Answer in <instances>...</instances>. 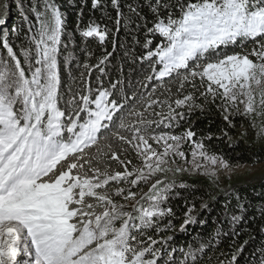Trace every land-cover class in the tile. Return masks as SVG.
Returning a JSON list of instances; mask_svg holds the SVG:
<instances>
[{
    "label": "snow or ice",
    "instance_id": "obj_1",
    "mask_svg": "<svg viewBox=\"0 0 264 264\" xmlns=\"http://www.w3.org/2000/svg\"><path fill=\"white\" fill-rule=\"evenodd\" d=\"M91 2L93 8L99 4ZM147 3L154 16L148 33L162 40L140 58L152 62L140 87L147 91L148 83H155L146 96L137 90L131 96L125 93L122 100L113 98L120 81L111 89L101 85L96 93L91 87L85 92L71 85L66 93L61 91L60 57L67 45L61 48L63 18L54 0H34L29 11L35 22L23 16L27 31L19 44L15 41L22 30L6 26L10 5L0 4V48L6 52L0 54V264H201L203 254L219 247L222 238L230 239L229 248L235 246L249 231V220L256 219H244L245 203L239 193L230 192L237 201L233 212L238 211L229 216L230 230L217 229L198 247L189 243L177 248L169 243L173 236L157 239L150 234L174 228L173 209L163 205L175 181L157 179L147 192L135 189L157 174L173 172L170 165L177 158L192 168L177 166L174 175L205 169L202 174L211 177L217 168L231 167L206 148L204 140H211V133L196 139L190 124L180 134L170 130L213 105L230 128L235 127V116H264V0ZM112 4L117 26L122 20L127 24L119 0ZM129 12L136 8L129 5ZM82 35L103 41L107 31L90 23ZM151 43L147 40L145 47ZM107 59L92 67L103 73L100 65ZM71 62V53L63 56L69 76ZM92 67L84 65L89 74ZM82 77L83 72L81 82ZM131 101L138 103L129 108ZM250 123L257 128L255 120ZM221 132L228 135L225 129ZM260 136L264 124L257 130ZM150 140L162 150L153 148ZM189 141L191 161L182 150ZM129 150L142 167L129 168ZM113 164L123 170H114ZM256 210L264 218V203ZM194 211V204L188 207L180 232L197 223ZM241 224L245 227L237 230ZM260 231L264 233V225ZM248 242L239 244L230 259L219 260L229 255L220 252L219 264H239ZM252 256V264H264V246Z\"/></svg>",
    "mask_w": 264,
    "mask_h": 264
},
{
    "label": "trees",
    "instance_id": "obj_2",
    "mask_svg": "<svg viewBox=\"0 0 264 264\" xmlns=\"http://www.w3.org/2000/svg\"><path fill=\"white\" fill-rule=\"evenodd\" d=\"M33 2L34 0H0V4L7 3L10 5V11L6 17V26L11 28L15 25L22 30L21 38L16 40L15 44L21 43L23 34L27 31L23 16L28 15L35 22L34 15L29 11ZM54 3L59 7L63 18L64 34L62 35L61 48L63 49L64 45H67V49L62 52L60 57L62 92L66 93L71 85L73 90L83 89L85 92H87L88 87H91L93 93H96L101 85L103 88L111 89V85L117 81H120V83L115 90L116 96L113 98L122 100L125 93L131 96L137 90L144 92L146 96L147 92L151 91L152 83H155V81L148 83L147 91L140 87V82L151 71L150 63L152 62L142 61L140 58L145 56L149 49H155L156 45L161 42L162 37L158 34L148 33V28L152 27L154 16L148 7L147 0H119V10L125 14L128 20L127 24L122 20L119 27L116 23L117 8L113 6L112 0H99L96 8L92 7L91 0H54ZM129 5L136 8L135 13L129 12ZM0 18L3 17L0 16ZM90 23L99 25L102 30L107 31L103 41L96 36L84 37L82 35L83 30ZM0 34H2V28H0ZM147 40H151L152 43L146 48L145 43ZM251 47V45H248L249 50ZM236 51H240V49L237 48ZM68 53L72 54L71 76L63 68L62 63L63 56ZM109 53H111L110 56H108ZM0 54L6 55V52L0 48ZM105 56L108 59L103 65H100L104 69V72L101 73L99 68L92 66L98 65L101 58ZM85 64L92 67L91 74L84 69ZM82 72L83 82H81ZM73 78L76 79L75 84L72 83ZM172 93V99L174 100L177 98L175 85L172 86ZM65 98L69 97L66 96ZM199 102L202 103V101ZM137 103V101H131L129 108ZM155 110L160 111L159 108ZM164 110L167 111V109ZM232 119L235 127L230 128L224 121L220 111L213 105L210 111L207 108L203 114L197 111L183 126L170 131L182 133L190 124L192 130L197 133L196 139L207 137L209 133L212 134L211 140H204L210 154L222 155L231 164L263 162L264 147L239 134L238 127L245 125L244 117L235 116ZM222 129L227 130V136H222ZM162 130L167 131L168 129ZM125 147L130 146L126 145ZM127 158L132 161V164L129 165V168H131L133 162L136 161L135 152L129 150ZM112 168L123 170V167L117 164H113ZM181 184L187 187H181ZM230 192L239 193L241 200L245 203L244 219L249 220L251 217H256V219L254 221L249 220L247 225L249 231L238 237L235 246L229 248L230 239L222 238L219 247L210 248L203 254L201 264H219V260L230 259V253L234 252L239 244L246 239L249 242L238 260L239 264H252V253L258 247L264 246V233L260 231L261 226L264 225V218L259 217L256 210L258 205L264 203V177L255 182L239 185ZM230 192H216L208 184L195 178L176 182L175 187L169 194L168 201L163 205L166 208L171 207L173 209L175 214V217L172 218L174 228L161 233L159 236H156L154 230L150 234L157 239L173 236V241L169 243L179 248L181 246L187 247L189 243L193 247H198L201 241L207 242L217 229L225 232L229 231L231 228L229 216L238 214V211L233 212V209H236L237 201L235 196L228 195ZM204 203H208L209 207L202 209L201 205ZM193 204L195 211L192 214L196 216L197 223L187 226V231L180 232L184 213ZM226 212L229 215H226ZM199 221H204V223L200 224ZM164 223L166 224L167 220ZM243 227L245 225L241 224L237 230ZM222 251L229 253V255L227 257L219 256L218 260L217 256ZM179 255L177 253V256ZM258 258L259 254L256 256V259Z\"/></svg>",
    "mask_w": 264,
    "mask_h": 264
},
{
    "label": "rangeland",
    "instance_id": "obj_3",
    "mask_svg": "<svg viewBox=\"0 0 264 264\" xmlns=\"http://www.w3.org/2000/svg\"><path fill=\"white\" fill-rule=\"evenodd\" d=\"M255 59L254 57H250ZM250 119L255 120L257 128L253 129ZM244 117V126L238 127L239 134L245 136L246 138L252 140L255 144L261 145L264 147V136H260L257 138V130L259 127L264 124V116L261 117H251V118ZM242 133H246L242 134ZM173 134H180V133H173ZM152 144L153 148H157V150H162L158 145L155 144L153 141H149ZM182 150L186 153V158L188 161L192 160V143L186 142ZM229 163V162H228ZM230 164L229 169H216L215 176H208L202 174L205 169H201L199 172H183L181 174L174 175L175 167H187L191 170L192 165L191 163L185 164L183 160L177 158V163L175 165H170L173 168V172H166L157 174L155 177L151 178L149 183L142 184L140 188L135 189L137 192H147L148 188L151 186V183H154L155 180H166L169 182L175 181L179 182L180 180H186L190 178H195L201 180L203 183H206L216 192H223L227 193L242 184H248L251 182H255L260 180L264 177V161L255 163V164ZM133 166L142 167V161L136 157V161L133 162ZM212 166L208 165L207 170L211 171Z\"/></svg>",
    "mask_w": 264,
    "mask_h": 264
}]
</instances>
